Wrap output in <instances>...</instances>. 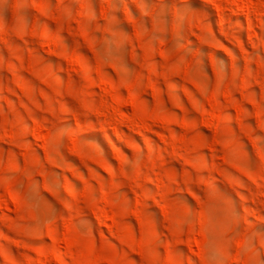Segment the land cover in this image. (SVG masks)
Listing matches in <instances>:
<instances>
[{"label":"clouds","instance_id":"obj_1","mask_svg":"<svg viewBox=\"0 0 264 264\" xmlns=\"http://www.w3.org/2000/svg\"><path fill=\"white\" fill-rule=\"evenodd\" d=\"M21 249L264 264V0H0V257Z\"/></svg>","mask_w":264,"mask_h":264},{"label":"rangeland","instance_id":"obj_2","mask_svg":"<svg viewBox=\"0 0 264 264\" xmlns=\"http://www.w3.org/2000/svg\"><path fill=\"white\" fill-rule=\"evenodd\" d=\"M214 9L219 12L220 11V6L219 5H213ZM14 91L18 94L19 97L23 98L24 103H28L27 98L24 97V91L21 86L18 85H13ZM7 103V101H5ZM20 101H18V104ZM5 131H8L7 126L4 129ZM20 134L22 135L23 132L22 130L20 131ZM33 134L37 138H43V136L46 134L45 130L42 128H34ZM9 135H11V132L9 131ZM194 243H196L194 241ZM15 247V245H14ZM21 251L28 252V255L31 257L32 261L34 264H58V261L56 258H51L49 259L46 254L42 255L41 253L43 252V249H35L28 251L27 249H21ZM198 251V250H197ZM0 264H5V261L3 260L2 257H0ZM25 264H29L28 260H25Z\"/></svg>","mask_w":264,"mask_h":264}]
</instances>
